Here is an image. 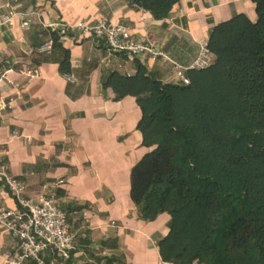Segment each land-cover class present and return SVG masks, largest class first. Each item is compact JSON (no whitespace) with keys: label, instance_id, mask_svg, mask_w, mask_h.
<instances>
[{"label":"crops","instance_id":"obj_1","mask_svg":"<svg viewBox=\"0 0 264 264\" xmlns=\"http://www.w3.org/2000/svg\"><path fill=\"white\" fill-rule=\"evenodd\" d=\"M6 6L35 17L30 31L17 21L0 35V70L36 66L40 76L29 80L14 73L9 76L14 86L0 82V94L10 101L0 113V165L27 185L33 201L52 188L76 233L71 259L47 252L46 264H161L159 242L170 232L171 216L143 220L130 195L132 170L153 149L145 147L139 129L143 113L135 96L118 99L106 80L145 72L176 83L173 62L190 67L216 26L240 15L255 20V4L182 0L164 20L128 0H0V9ZM103 20L128 27L135 41L160 48L168 59H130L90 36L69 32L80 22ZM55 39L52 56L37 53ZM65 58L78 84L64 78ZM17 86L23 88L20 95ZM2 207L16 210L18 203L0 178ZM16 256L15 240L0 226V264Z\"/></svg>","mask_w":264,"mask_h":264},{"label":"trees","instance_id":"obj_2","mask_svg":"<svg viewBox=\"0 0 264 264\" xmlns=\"http://www.w3.org/2000/svg\"><path fill=\"white\" fill-rule=\"evenodd\" d=\"M128 1L164 20L182 0ZM249 1L256 19L216 26L214 63L190 70L188 86L145 72L106 80L142 110L139 129L153 149L133 168L130 195L143 220L171 216L159 242L168 264H264V0ZM61 67L71 72L67 58Z\"/></svg>","mask_w":264,"mask_h":264},{"label":"built area","instance_id":"obj_3","mask_svg":"<svg viewBox=\"0 0 264 264\" xmlns=\"http://www.w3.org/2000/svg\"><path fill=\"white\" fill-rule=\"evenodd\" d=\"M33 12L19 10L18 7L6 6L0 9V35L7 29L15 27L17 21L25 31H30L34 23ZM53 27V26H51ZM69 32L78 36H90L97 42L105 43L113 52L126 54L130 59L140 56H150L153 60L168 59L163 50L147 42L135 41L130 29L123 25L111 24L105 20L87 24L80 22L69 28ZM54 51V42L49 40L42 44L37 53L51 55ZM0 58V63L1 62ZM214 56L209 49L208 40L203 42L198 55L190 67H184L173 62L175 82L188 86L190 70L206 69L213 65ZM18 73L29 80L40 76L36 66L17 68L9 66L0 70V82L15 85L9 78ZM71 84H78L79 80L71 73L63 75ZM18 95L22 94V86H17ZM10 107V101L0 94V113ZM0 178L15 197L18 209L0 208V226L4 228L17 244V256L9 264H44L47 252H52L61 261H69L76 241V233L68 220L67 214L60 208L53 189L46 187L44 195L33 201L27 197V185L17 177L8 173L7 167L0 165ZM100 264H107L102 261ZM161 264H168L161 261Z\"/></svg>","mask_w":264,"mask_h":264}]
</instances>
